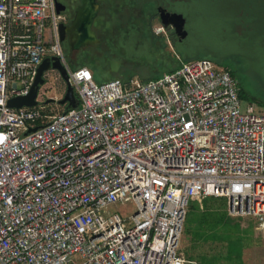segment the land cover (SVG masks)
<instances>
[{
  "label": "built area",
  "instance_id": "built-area-1",
  "mask_svg": "<svg viewBox=\"0 0 264 264\" xmlns=\"http://www.w3.org/2000/svg\"><path fill=\"white\" fill-rule=\"evenodd\" d=\"M64 23L56 0H0V264H185L189 203L204 197L264 229V112L242 106L231 71L197 58L96 83L67 64ZM52 56L78 105L54 111L38 89L9 106ZM126 203L128 217L110 211Z\"/></svg>",
  "mask_w": 264,
  "mask_h": 264
},
{
  "label": "rangeland",
  "instance_id": "rangeland-1",
  "mask_svg": "<svg viewBox=\"0 0 264 264\" xmlns=\"http://www.w3.org/2000/svg\"><path fill=\"white\" fill-rule=\"evenodd\" d=\"M173 8L186 18L187 36L182 41L168 31L154 34L159 24H153L149 30L148 22L141 19L140 35L119 34L113 40L107 35L99 47L79 50L61 43L67 64L71 68L88 67L94 81L102 83L114 77L145 81L187 60L209 58L235 76L243 107L254 103L257 111L264 112V0H190ZM143 9L146 11L144 6ZM127 10L123 9L125 13ZM64 91L65 84L58 71L48 69L45 82L39 87V98L45 100L51 95L61 98ZM52 107L54 111L63 108L57 102ZM218 199L216 203L220 201L226 207V198ZM190 203L201 209L203 198ZM110 211L126 218L134 206L119 204ZM228 217L232 220L230 233L217 236L213 242L196 244L183 230L179 252L185 264H243L237 263L242 255L246 256V264H264V229L260 220L253 216Z\"/></svg>",
  "mask_w": 264,
  "mask_h": 264
},
{
  "label": "flooded vegetation",
  "instance_id": "flooded-vegetation-1",
  "mask_svg": "<svg viewBox=\"0 0 264 264\" xmlns=\"http://www.w3.org/2000/svg\"><path fill=\"white\" fill-rule=\"evenodd\" d=\"M59 1L65 7L63 12L66 15V23L64 24L67 26L61 34L62 40L60 41L68 45L71 50H79L83 47H99L102 44V38H106L107 35L112 40L115 37H119V34L127 36L135 33L140 35L142 26L139 21L141 19L148 22L147 27L149 30L153 24L158 23L163 28L162 33H166V31L173 33L180 42L182 40L178 39L174 25H164L161 14H164V12L182 14L185 19V28L186 18L184 14L175 10L173 6L177 4L185 5L190 0ZM142 6H144L146 11L142 10ZM123 9L128 10L125 13ZM136 10H140V12L136 13ZM155 31L154 34L158 35ZM106 43L107 41L104 43V47Z\"/></svg>",
  "mask_w": 264,
  "mask_h": 264
},
{
  "label": "water",
  "instance_id": "water-1",
  "mask_svg": "<svg viewBox=\"0 0 264 264\" xmlns=\"http://www.w3.org/2000/svg\"><path fill=\"white\" fill-rule=\"evenodd\" d=\"M56 7L58 12L63 11L65 8L64 5L58 0H56ZM161 18L164 25H168V24L174 25L179 40H183L187 36V30L184 28L185 19L182 16V14L164 12V14L163 13L161 14ZM65 28H67L65 24H60L59 26L60 40H62L61 34L63 33ZM48 69H55L59 72L60 77L63 79L65 83V91L61 98L57 100L53 98H48L46 102L56 101L57 104L64 107L65 112L75 108L78 105V98L74 93L73 87L70 85L68 81V74L66 72V69L61 64L60 60L55 56L45 57L42 60V62L40 63L37 69V74L35 76V80L33 82L29 94L26 96L14 97L9 99L8 105L16 108L22 106H34L36 104L35 97L37 95L39 86L45 82L43 78V73ZM35 129L36 127L29 129V131H34Z\"/></svg>",
  "mask_w": 264,
  "mask_h": 264
},
{
  "label": "trees",
  "instance_id": "trees-1",
  "mask_svg": "<svg viewBox=\"0 0 264 264\" xmlns=\"http://www.w3.org/2000/svg\"><path fill=\"white\" fill-rule=\"evenodd\" d=\"M217 200L216 197H204L201 209L189 204L184 233L196 244L213 242L217 236H228L232 229L225 205L220 201L217 204Z\"/></svg>",
  "mask_w": 264,
  "mask_h": 264
},
{
  "label": "crops",
  "instance_id": "crops-1",
  "mask_svg": "<svg viewBox=\"0 0 264 264\" xmlns=\"http://www.w3.org/2000/svg\"><path fill=\"white\" fill-rule=\"evenodd\" d=\"M245 258H246V256L242 255L241 259H239L240 262H237V263H242L243 262V264H246L245 263V260H246Z\"/></svg>",
  "mask_w": 264,
  "mask_h": 264
}]
</instances>
